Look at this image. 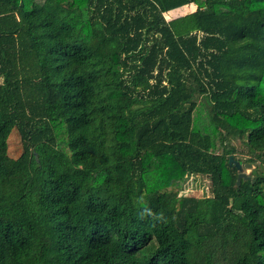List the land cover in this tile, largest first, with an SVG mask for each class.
<instances>
[{
    "label": "trees",
    "instance_id": "1",
    "mask_svg": "<svg viewBox=\"0 0 264 264\" xmlns=\"http://www.w3.org/2000/svg\"><path fill=\"white\" fill-rule=\"evenodd\" d=\"M255 163L264 0H0V264H264Z\"/></svg>",
    "mask_w": 264,
    "mask_h": 264
},
{
    "label": "rangeland",
    "instance_id": "2",
    "mask_svg": "<svg viewBox=\"0 0 264 264\" xmlns=\"http://www.w3.org/2000/svg\"><path fill=\"white\" fill-rule=\"evenodd\" d=\"M192 10H193L192 7L187 6V7H184V8L178 9V10H175L172 13H169L167 15V18L170 19V18H174V17H178V16H183L184 14H187V13L191 12ZM13 137L15 139V143L16 144L11 146V153L13 155H17L19 153V149H18V147H19V144H18V142H19V136H18L17 133H15ZM255 165L257 166L258 163H255ZM254 168H255V166L252 169L248 170V172H249L250 175H253V171L255 170ZM257 168L259 170H263L264 171V168L261 167V166H257ZM203 180L204 179H202V178H192L191 181H190V183L187 184V186H186L183 194H185V195H191V196H196V197H199V198L208 195L209 194L208 193L209 192V189H208L207 186H204L203 185ZM204 182H206V185L208 184L207 183V180H205Z\"/></svg>",
    "mask_w": 264,
    "mask_h": 264
},
{
    "label": "water",
    "instance_id": "3",
    "mask_svg": "<svg viewBox=\"0 0 264 264\" xmlns=\"http://www.w3.org/2000/svg\"><path fill=\"white\" fill-rule=\"evenodd\" d=\"M229 163L230 165L235 166L236 169L239 171V175L237 179V186L241 185L242 180L246 181L251 178L248 170L252 169L254 165L252 164L242 165L239 161H236L233 156L230 157Z\"/></svg>",
    "mask_w": 264,
    "mask_h": 264
},
{
    "label": "clouds",
    "instance_id": "4",
    "mask_svg": "<svg viewBox=\"0 0 264 264\" xmlns=\"http://www.w3.org/2000/svg\"><path fill=\"white\" fill-rule=\"evenodd\" d=\"M145 216H152V218L156 221L159 222H163V223H167V220L165 219L163 213L158 214V215H154L152 214L148 209H145L142 213H141V218L143 219Z\"/></svg>",
    "mask_w": 264,
    "mask_h": 264
}]
</instances>
